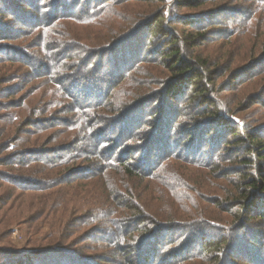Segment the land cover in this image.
<instances>
[{
  "label": "trees",
  "instance_id": "obj_1",
  "mask_svg": "<svg viewBox=\"0 0 264 264\" xmlns=\"http://www.w3.org/2000/svg\"><path fill=\"white\" fill-rule=\"evenodd\" d=\"M197 1L178 0L189 6L197 4ZM259 4L264 7V0ZM79 5L78 1L74 4L64 1L62 10L71 11ZM61 8L52 6L55 11ZM75 14L69 16L76 17L81 22L95 24L100 20L98 11L93 12V7L88 8L84 15ZM151 18L150 22L157 25L152 38L166 40L162 44L163 50L158 54L170 76L153 91L137 90L140 87L129 91L128 96L113 112L118 114L106 120V124L97 123L100 117L94 114V107L101 105L110 87L115 89L120 81L127 80L137 72L138 62H148L149 52L144 51L141 46H145V43L132 44L141 35V32L136 34L133 21L126 23L122 30L124 33L129 29L130 31L110 46L115 49L107 59L110 67L103 72L104 77L95 76L102 72V57H91L81 68L79 64L83 57L77 51L72 52L76 57L68 59L73 60L71 66L68 63V68L63 67L60 62L55 63V60L50 62L45 78L52 79L50 81L55 93L61 92L63 98L69 99L70 103L68 106L63 101L49 102L54 106H65L67 114H60V119L51 114L41 120L48 124H43L36 134L48 131L47 140L38 149L25 155L8 150L1 159V164L17 172L15 177L12 176L16 189L47 191L50 203L60 204L53 211L55 222L50 226L51 244L17 252L16 259L11 255L6 257V263L3 259L0 264L79 263L75 251L61 245L66 241L68 244L72 242V233L68 230V215L71 210H76L74 207L84 209L87 216L94 213V220L98 222H110L111 227L103 225L96 230L104 234L101 237L110 247L109 253L115 258L114 264H193L196 260H207L208 264H240L238 260H242L244 264L263 263L264 126L256 122L247 126L243 120L240 124L239 119H233L231 108L211 95L218 91L214 88L216 82L212 76L220 70L218 68L214 71L223 56L208 59L202 56L203 53L190 51V42L200 39L201 33L190 32L177 39L173 36V29H165L160 24L159 17L154 15ZM198 24L202 23H196ZM194 28L199 27L194 25L192 29ZM117 33L114 29L113 33H107L95 40L94 44H110L118 38ZM260 49L258 55L253 52L250 54L251 57L243 66L247 67L246 70L236 67L232 71L231 64L228 63L218 73L219 76L224 72H229L230 77L251 72L255 65L264 61V46ZM90 54L94 56V51H90ZM88 68L94 69L96 83L92 78L89 80L88 75L83 82L76 80L75 76L88 74ZM110 77L118 78L113 81ZM145 87L150 88V84L147 83ZM260 95H251L249 101L254 102L253 105L258 104ZM245 108L248 107L240 111ZM185 113L189 121L184 130L188 131L182 140L186 143L191 140L186 153L196 157H183L181 161L176 154H171L168 160L181 161L185 165L194 163L207 166L211 162L203 164L204 162L194 161L202 156L197 155L198 150L204 142H209V148L212 149L221 139L219 146L221 144L222 148L216 156L223 154L229 158L232 166L230 170L236 174V177L229 176L228 172L222 175L229 184H233V191L221 198L212 196V205L199 202L198 192L201 186L194 183V170H177L165 174L164 176H168L167 182L162 181L163 175H155L159 157L171 148L169 135L178 126L174 120ZM27 118L26 126L33 125L32 117ZM41 121H36L34 128ZM24 123L25 121L20 123V128H24ZM211 129H216L221 134L219 139L216 140L218 134H214V131L210 134ZM20 130L19 134L24 129ZM192 130L195 131L191 132ZM19 134L16 141L20 140ZM59 135L62 142L46 148V143L59 138ZM9 138H5V135L1 138L2 151L7 149ZM201 142L203 143L200 144ZM193 144L195 147L192 148ZM191 149L192 152L189 151ZM12 154L15 155L11 159ZM32 167L43 170L44 176H30L28 169ZM209 168L210 174H213L217 166ZM13 171L11 172L14 173ZM117 175L122 177L119 182L115 179ZM109 177L113 179V194H104L106 188L103 182L109 183ZM123 180L125 183H122ZM187 207L198 212L192 218L206 215L210 222L202 219H194V223L181 222L180 215L176 213ZM221 208H224L222 212L228 216L227 219H219L221 216L216 214ZM215 223L221 226L216 229L213 226ZM188 226H191L190 229ZM230 256L237 260H231ZM243 258L249 261L245 263Z\"/></svg>",
  "mask_w": 264,
  "mask_h": 264
},
{
  "label": "rangeland",
  "instance_id": "obj_2",
  "mask_svg": "<svg viewBox=\"0 0 264 264\" xmlns=\"http://www.w3.org/2000/svg\"><path fill=\"white\" fill-rule=\"evenodd\" d=\"M64 1L67 4H74L78 1L80 5L74 10L65 11L62 10ZM261 1L198 0L197 4L189 6V4L186 5L178 0H0V140L4 135L5 138L10 137L6 143L7 149L2 151V147L0 148V263L3 259L6 263L8 261L6 257L11 255L16 259L17 252L46 247L51 244L50 226L55 222L53 211L56 210V207H60V204L58 202L51 204L47 191L31 192L16 189L13 177L17 172L1 164V159L8 150L25 155L29 151L38 149L43 141L47 140L48 131L36 134L43 124H48L41 120L51 114V116L55 115L57 119H60V114H67L65 106H54L49 102L63 101L64 105L70 103L69 99L63 98L61 92L55 93L51 84L52 79L45 78L50 62L55 60V63L60 62L59 64H63V67L67 66L68 68V63L69 66L73 63V60L68 59L76 57V54L72 52L77 51L83 57L79 64L81 68L87 61H90L91 57L96 59L102 57V72L96 73L95 76L104 77L103 72L109 70L110 67L107 59L115 49L110 46L115 41L121 40L130 31L129 29L128 32H122L126 23L133 21L136 34L141 32V35L132 44L145 43V46L143 44L141 46L144 47V51L149 52L148 62H138L137 72H134L127 80L120 81L115 89L110 87L101 105L98 108L94 107V114L100 117L97 123L103 124L118 114H113V112L128 96L129 91L139 87L137 90L147 89L148 92L151 89L153 91L170 76L168 68L166 69L163 59L158 54L163 50L162 44L166 40L152 38L157 25L150 21H152L151 17L156 15L165 29H173L175 33L173 36L177 39H181L186 33H201L200 39L190 42V51L203 53L202 56L208 59L218 55L223 56V59L218 63L220 65L214 69V71L218 68L220 70L212 76L216 82L214 88L218 91L212 92L211 95L221 100L227 108L230 107L234 113L233 119H239L240 124L243 120L247 126L253 125L254 122L264 126V61L262 64L255 65L251 72H245L238 77H230L229 72H224L222 76L218 74L228 63L231 64L232 71L236 67L243 71L246 70L247 67L243 66L251 57V53L258 55L261 51L260 48L264 46V7H260ZM53 5L62 8L55 11L52 9ZM92 7L93 12L94 10L98 11L97 16L100 19L95 24L94 22L77 21L76 17L69 16L74 13H76L75 15L77 13L84 15V12ZM173 19L176 21L173 22ZM196 23L202 24L196 25ZM194 25L199 28L192 29ZM114 29L118 31L119 35L116 40L109 41L110 44L108 42L100 45L94 44L95 40L97 41L107 33H113ZM92 50L94 56L90 54ZM245 53L248 55L245 56ZM40 65L41 67H39ZM88 69V74L74 75L76 80L83 82L84 77L88 75L89 80L92 78L96 83L93 75L94 69ZM250 77L252 78L249 80ZM117 78L110 77L113 81H116ZM147 83L150 84V88L145 87ZM257 93L261 94L258 99L259 103L253 105L254 102L251 103L249 98L251 95L257 96ZM244 107L248 108L240 111ZM187 109L190 110V108ZM33 112L35 114L31 116L30 114ZM90 112L92 111L90 110ZM27 117H32L33 125L26 126ZM22 121H25L24 128L19 126ZM36 121L41 122L37 124L38 127L34 128ZM174 121L178 126L169 135L171 138L168 141H170L171 148L166 153L162 152L165 154L159 157L155 175H163L162 181L167 182L168 176H164L165 174L177 170H194L192 176L195 179L194 183L201 186L198 198L202 204L212 205V196L221 198L232 194L233 184H229L225 176H222L228 172L229 176L236 177L234 171L230 170L232 168L231 160L223 154L216 156L222 148L221 144L219 146L221 139L218 138L221 134L216 129H211L210 134L214 131V134H218L216 140L219 139L212 149L209 148V142L200 143H203V146L198 150L199 154L197 155L202 156L194 161L204 162L203 164L211 162L210 164L207 166L194 163L191 164L192 166L185 165L181 162L183 161L181 158L196 157V155L186 153L191 140L187 143L182 140L188 131L184 130L189 121L188 115L185 113L182 117L177 116ZM20 129L24 130L19 134ZM193 131L195 130L191 132ZM18 134L20 140L16 141ZM60 139L59 135V138L49 141L46 143V148L59 145L62 142ZM191 139L193 140V137ZM12 147L13 149H10ZM193 147H195L194 144ZM189 151L192 152L193 149ZM171 154H176L181 161L168 160ZM14 155L12 154L11 159ZM211 166H217L213 174H210L209 167ZM33 169L35 167L28 169L30 176L35 178L44 176L43 170ZM45 173L49 175L48 172ZM109 178V183L103 182L106 188L103 191L104 194H108V192L113 194V179ZM169 178L174 179L170 176ZM115 179L119 182L122 177L117 175ZM122 183H125V180ZM156 205L158 204L156 203ZM74 208L76 210H71L68 215V230L72 233L70 238L72 242L68 244L66 241L61 245L68 246L72 248L71 251H75V257L78 256L79 259L76 260L79 262L77 264H114L115 258L109 253L110 247L101 237L104 234L96 230L103 225L111 227L110 222L104 220L98 222L94 220V213L87 216L84 209ZM226 208L229 210L227 206ZM223 209L221 208L216 213L221 216L219 219L228 217L222 212ZM262 210L264 211V207ZM197 213L196 210L187 207L180 209L176 214L180 215V220L184 223H194V219L210 220L206 215L200 218L191 217ZM200 226L202 225L200 224ZM213 226L217 229L221 225L215 223ZM190 227L188 226V229ZM203 229L205 230V228ZM216 229L213 231L216 232ZM261 248V255L264 258V243ZM230 259L237 260L234 256H230ZM241 261L238 260V263L244 264ZM244 261L247 263L249 260ZM262 262L264 263V259ZM263 263L260 262V264ZM193 264H208V262L207 260H196L193 261Z\"/></svg>",
  "mask_w": 264,
  "mask_h": 264
}]
</instances>
